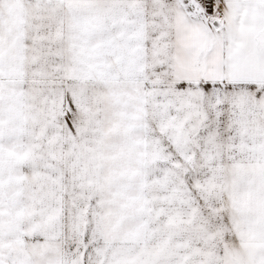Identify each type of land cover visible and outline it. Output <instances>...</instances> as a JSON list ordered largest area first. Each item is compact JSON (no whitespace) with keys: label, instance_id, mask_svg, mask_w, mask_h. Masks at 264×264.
Wrapping results in <instances>:
<instances>
[{"label":"snow or ice","instance_id":"6c2138e0","mask_svg":"<svg viewBox=\"0 0 264 264\" xmlns=\"http://www.w3.org/2000/svg\"><path fill=\"white\" fill-rule=\"evenodd\" d=\"M0 264H264V0H0Z\"/></svg>","mask_w":264,"mask_h":264}]
</instances>
